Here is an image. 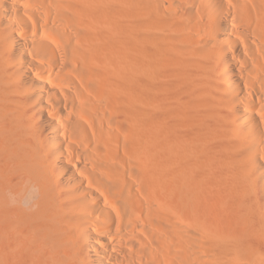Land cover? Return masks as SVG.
<instances>
[{
	"label": "bare ground",
	"instance_id": "obj_1",
	"mask_svg": "<svg viewBox=\"0 0 264 264\" xmlns=\"http://www.w3.org/2000/svg\"><path fill=\"white\" fill-rule=\"evenodd\" d=\"M0 264H264V0H0Z\"/></svg>",
	"mask_w": 264,
	"mask_h": 264
}]
</instances>
